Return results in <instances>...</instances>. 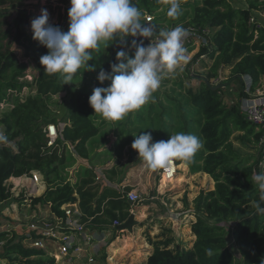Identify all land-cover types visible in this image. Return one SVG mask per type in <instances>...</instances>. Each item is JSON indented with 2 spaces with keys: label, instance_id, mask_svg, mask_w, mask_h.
Returning a JSON list of instances; mask_svg holds the SVG:
<instances>
[{
  "label": "trees",
  "instance_id": "16d2710c",
  "mask_svg": "<svg viewBox=\"0 0 264 264\" xmlns=\"http://www.w3.org/2000/svg\"><path fill=\"white\" fill-rule=\"evenodd\" d=\"M167 1L133 0L143 13L142 23H147L145 17L148 14L155 16L151 24L156 26L157 33L165 29L161 23V9ZM246 4L242 7L234 6L230 0H196L189 19L181 26L186 30L193 26L217 28L196 56L211 58L210 68L198 76V87L186 84L184 79L176 80L165 100L149 104L147 118H143L142 109L131 111H140L138 127L144 129L141 132L147 131L151 135L155 129L158 141L168 140L172 132L196 134L203 147L187 164L193 173H207L215 181L213 189L201 190L194 199L196 220L191 228L196 238L193 245L175 251L155 242L141 264H264V214L258 212V205L264 207V201H260L258 186L252 181L254 174L261 173L264 129L248 119L241 109V101L227 103L222 84L212 82L228 68L227 84L231 81L240 84L241 100L249 97L244 76L251 77L252 92L264 88V24L253 21L256 13L264 12V0H246ZM12 11L16 16L7 22L10 30L0 33L1 40L12 35L24 49V55L36 62L38 73L32 81L25 79L28 66L13 50L0 43V102L11 105L0 116V132L8 137L7 143H0V202L13 197L12 187L7 184L11 177L31 176L36 171L42 174L47 188L40 196L31 197L25 205L41 204L58 218L66 219L63 207L76 203L80 213L78 221L85 228L117 231L118 225L114 222L122 224L132 209L128 193L133 187L115 186L121 180L125 164L103 166L104 176L110 184L103 185L98 181L96 166L92 164V167H79L76 182L69 178V168L78 157L93 161L97 156L94 155L96 148H99L97 143L100 148L107 143L105 126L109 122L96 117L88 100L91 92L71 91L69 84L61 80V73L49 75L45 72L40 57L47 54L48 49L29 33L30 13L21 5V0H0V25L2 18ZM68 29L64 25L62 31ZM122 39L124 43H120ZM132 39L134 37H124L121 33L90 50L89 74L94 77L96 86L107 87L110 83L101 84L97 75L101 69L110 72V64L119 62L117 51L123 49L129 55L133 54L134 50L128 48ZM195 75L186 74V77ZM25 88L30 89L27 95L22 94ZM63 92L69 96V122L60 128L53 106L55 96ZM150 113L156 118L149 122ZM124 124L127 126L125 121ZM236 133L241 142L259 147L261 156L241 155L233 141ZM134 138L130 134L128 140ZM174 161L177 165L183 162ZM39 185L44 187L41 178ZM207 219L235 222L232 235L241 261L227 243L226 226L210 223ZM8 235V231H0L5 264H56L55 257L46 250L30 246L37 236L16 241L15 236Z\"/></svg>",
  "mask_w": 264,
  "mask_h": 264
},
{
  "label": "rangeland",
  "instance_id": "374dc122",
  "mask_svg": "<svg viewBox=\"0 0 264 264\" xmlns=\"http://www.w3.org/2000/svg\"><path fill=\"white\" fill-rule=\"evenodd\" d=\"M234 6H246V0H230ZM196 0H179L181 6V14L178 17H169L167 11L169 4L161 9V22L165 29H172L177 25H182L187 21L192 13V6ZM21 5L26 6L30 13V21L41 14V9H47L49 12V23L58 26L63 30V26L69 28L68 9L70 8V0H21ZM15 12H11L8 16L2 18L0 25V33L10 30L7 22L15 17ZM147 16H151V20H147ZM146 21L151 24L155 16L147 15ZM253 21H259L264 24V12L256 13ZM28 31L32 34L29 26ZM217 28H199L198 34L190 38L183 44L186 49V61H181L178 69L173 73H167L161 80L158 90L153 94V98L143 105V118L148 117L147 109L149 104L156 101L165 100L170 95V88L175 86V81L184 79L185 83L194 87L199 86V77L205 74L210 68L213 60L207 55L197 56L203 45L209 43V36L214 34ZM13 34L15 29L12 30ZM155 36V35H154ZM209 39H208V38ZM153 38V37H152ZM145 46L150 43L146 38ZM10 50H13L17 58L24 62L28 69L25 79L32 81L37 75V65L33 59L24 55V49L10 35L1 40L0 43ZM195 60V61H194ZM88 66L82 67L77 74L74 75L71 83H68L71 91L87 90L92 93L96 86L94 77L89 74ZM186 74H197L193 78H187ZM230 75V69L222 70L220 76L213 79L215 84H222V92L227 103L241 101L239 96V86L237 81H231L227 84ZM61 80L64 82L63 74ZM263 90L253 93L254 96L262 97ZM30 93V89L25 88L23 95ZM249 97H251L249 95ZM69 96L65 92L55 96V104L53 106L54 115L59 119L60 128L69 122L67 110V101ZM240 99V100H239ZM167 103V101H165ZM11 106L10 104L7 106ZM7 109V108H6ZM144 111V112H143ZM3 110L0 111V114ZM140 111L131 112L119 121H108L105 131L108 135L107 143L98 149L94 155L93 161H88L84 165L79 159L73 166L69 168V178L74 183L78 180L79 167H90L91 164L96 166L98 170L103 166L112 167L114 164L123 162L125 164L124 172L121 175L119 184L128 183L133 187L131 192L138 195L137 201L133 202L131 213L135 214L138 221L134 225L133 230H95L85 228L78 221L79 209L76 203L67 204V209L71 212L68 214L67 220L62 221L54 212L38 204L33 207L31 204L25 205L31 197L40 196L47 188V184L40 173L43 186H38L37 181H33L31 176H21L14 180V183L7 184L12 187L13 197L7 201L0 202V231H8L9 237H16V241L23 238H33L41 241L42 244L36 245L35 241L29 243L46 250L56 259V264H141L152 251L155 242L168 245L169 248L183 250L193 245L195 235L192 232V224L196 220L194 199L201 190L213 189L215 181L204 172L193 173L189 165L185 162L175 164L172 171L177 173L173 178L169 174L163 175V168L151 170L147 168L142 159L138 158V153L131 147L132 140H128L130 134L139 135L147 133L141 132L142 127H138ZM148 121L155 119L150 113ZM99 120L104 119L96 114ZM142 117V116H141ZM105 120V119H104ZM171 119H168L170 122ZM126 122L127 126L124 124ZM133 122L132 125L130 123ZM2 126L0 125V128ZM52 134L54 133L51 130ZM153 141H158L153 129ZM173 134V132H172ZM236 133L233 137L235 147L241 155L261 156L260 148L257 146L247 145L237 139ZM103 148V149H102ZM102 150V151H100ZM264 154L262 153L261 160ZM87 162V161H86ZM89 164V165H88ZM92 167V166H91ZM100 167V168H99ZM36 172V171H35ZM262 173V170L260 169ZM39 173V172H38ZM13 180V179H12ZM19 180V181H18ZM106 180V179H105ZM103 184H110L107 180ZM24 198L23 202L18 201ZM26 199V200H25ZM210 223H220L227 228V243L235 252L237 260L241 261V256L237 253V247L234 243L232 235L235 222H226L220 219H207ZM53 234V235H52ZM26 239V243H27ZM3 243L0 241V264H5L6 259L3 257ZM151 249V250H148Z\"/></svg>",
  "mask_w": 264,
  "mask_h": 264
},
{
  "label": "clouds",
  "instance_id": "9594fccd",
  "mask_svg": "<svg viewBox=\"0 0 264 264\" xmlns=\"http://www.w3.org/2000/svg\"><path fill=\"white\" fill-rule=\"evenodd\" d=\"M168 4L167 15L178 17L179 0H168ZM70 5L67 32L49 23L47 9H41V14L30 23L33 39L48 49L40 57L45 72L63 74L64 84L71 83L82 67L91 68L90 50L97 49L100 43H107L121 33L134 37L128 45L133 54L123 49L117 51L119 62L110 64V72L101 69L97 75L101 84L110 83L107 87H94L88 98L94 113L107 121L122 120L148 103L164 75L175 72L181 61L187 60L183 47L187 30L177 25L157 33L156 26L141 22L143 13L133 0H70ZM154 35L155 42L151 39ZM136 37L147 38L150 43L145 46L144 40ZM133 136L131 147L151 170L167 167L172 160L191 163L203 147L202 140L193 133L177 132L166 141H153L151 133ZM7 142L8 137L0 132V143ZM252 181L258 186L260 201H264V173L254 174ZM258 212L264 214V207L258 205Z\"/></svg>",
  "mask_w": 264,
  "mask_h": 264
},
{
  "label": "built area",
  "instance_id": "2783aa9c",
  "mask_svg": "<svg viewBox=\"0 0 264 264\" xmlns=\"http://www.w3.org/2000/svg\"><path fill=\"white\" fill-rule=\"evenodd\" d=\"M152 18L151 16H147V20L150 21ZM198 27H189L187 29V33L188 35L185 37V39L183 40V44H185L187 41H190V38L194 35H199L198 33ZM200 36V35H199ZM155 36H153L152 41L155 42ZM243 80L245 82V85H246V92L251 96V97H244L242 98L241 100V109L245 112L246 116L248 117V119L252 120L255 124H258V125H261L264 129V98L262 99V97H258V96H254L253 93L255 92H252L251 91V85H252V79L250 76H244L243 77ZM259 90H263V96H264V88H259L256 92H258ZM9 104H6V103H3V102H0V111L1 110H5L6 108H8ZM10 107V106H9ZM1 116V114H0ZM51 130L54 131V129L52 128ZM52 134V132H51ZM55 134V131L52 135ZM262 144L264 145V135H263V138H262ZM171 164H176L174 160L170 161L168 166L167 167H164L163 168V175L165 173L169 174L170 175V178H173L176 173H177V170L176 171H172V169L170 168ZM260 169L262 170V172L264 173V156H263V159L262 161L260 162ZM33 175L31 176L32 180L33 181H39V178H40V173L38 172H33L32 173ZM128 199L130 202H135L137 201L138 199V195L134 192H129L128 193ZM67 206V205H66ZM64 209H66V213H67V218H68V214H70V210L67 209V207H63ZM66 219H62V221L64 220H67ZM120 223L118 221H115L114 222V225H119ZM53 235V234H52ZM36 245H40L42 244L41 241L39 240H36L35 241Z\"/></svg>",
  "mask_w": 264,
  "mask_h": 264
},
{
  "label": "crops",
  "instance_id": "0c3cea01",
  "mask_svg": "<svg viewBox=\"0 0 264 264\" xmlns=\"http://www.w3.org/2000/svg\"><path fill=\"white\" fill-rule=\"evenodd\" d=\"M78 159H79V161H81L84 165H86L87 163H88V161L89 160H86V159H83V158H81V157H78ZM87 161V162H86ZM89 165V164H88ZM100 168V167H99ZM96 171H97V173H98V181L100 182V183H103L104 182V180L106 179L105 178V176H104V173H103V167L102 168H100V169H96ZM20 177H11L10 178V184H12V183H14V180H17V179H19ZM13 179V180H12ZM19 181V180H18ZM106 181V180H105ZM103 185H105V184H103ZM126 185H129L128 183H122V185L121 186H126ZM148 250H151V249H148Z\"/></svg>",
  "mask_w": 264,
  "mask_h": 264
},
{
  "label": "water",
  "instance_id": "95a60500",
  "mask_svg": "<svg viewBox=\"0 0 264 264\" xmlns=\"http://www.w3.org/2000/svg\"><path fill=\"white\" fill-rule=\"evenodd\" d=\"M132 204H134L133 202H131ZM137 220L135 218V214L131 213L130 216L128 217V219L126 221H124L122 224L118 225L117 229L118 230H133L134 225L137 224Z\"/></svg>",
  "mask_w": 264,
  "mask_h": 264
},
{
  "label": "bare ground",
  "instance_id": "6f19581e",
  "mask_svg": "<svg viewBox=\"0 0 264 264\" xmlns=\"http://www.w3.org/2000/svg\"><path fill=\"white\" fill-rule=\"evenodd\" d=\"M175 166V164H171L170 168L173 169L172 167ZM167 174V173H166Z\"/></svg>",
  "mask_w": 264,
  "mask_h": 264
}]
</instances>
